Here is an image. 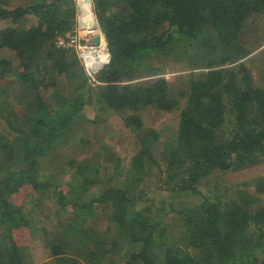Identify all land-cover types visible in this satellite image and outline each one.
<instances>
[{
    "label": "trees",
    "instance_id": "16d2710c",
    "mask_svg": "<svg viewBox=\"0 0 264 264\" xmlns=\"http://www.w3.org/2000/svg\"><path fill=\"white\" fill-rule=\"evenodd\" d=\"M11 1L0 0V264H36L14 237L24 226L48 251L40 264H264V35L250 65L238 38L264 25V0H92L109 53L100 85L66 48L74 0ZM154 57L188 65L181 88ZM146 108L175 113V130L144 128ZM107 110L126 114L135 152L124 170L116 152L89 157L81 136ZM152 169L159 201L147 196ZM244 172L254 198L229 199L219 177ZM25 186L55 200L58 231L8 205Z\"/></svg>",
    "mask_w": 264,
    "mask_h": 264
},
{
    "label": "rangeland",
    "instance_id": "374dc122",
    "mask_svg": "<svg viewBox=\"0 0 264 264\" xmlns=\"http://www.w3.org/2000/svg\"><path fill=\"white\" fill-rule=\"evenodd\" d=\"M80 1V0H78ZM78 1L77 2L78 5ZM82 1H88V0H82ZM12 5L15 4H26V0H12ZM33 2L32 0L28 1ZM78 8L75 12V24L73 27V33L71 36L75 37L78 36ZM27 25L31 23L30 19H26ZM262 29V30H261ZM264 32V25L259 24L256 28L255 25L248 23L246 27L243 28V36H238L239 41H242L245 45H250L249 49L251 51V55L249 58H246L243 60V63L245 65H250V62L254 59L253 57L256 55L255 53L258 51L256 48L258 47V43L255 41L257 40V37L260 36V34ZM262 35V36H263ZM81 36L84 37L83 34ZM256 36V37H255ZM83 37L80 38L81 43H86V40ZM261 43V42H260ZM253 47V48H252ZM258 49V48H257ZM8 55L7 52H0V57H6ZM160 58V57H157ZM154 65L155 70L158 71L159 76H162L164 80H167L166 82L172 85L173 87L181 88L182 85H184V77L189 73L190 69L187 64L185 63H177L175 62V58L170 59V57L165 59H155L154 57ZM251 67V66H250ZM255 72L258 75H264V64L261 66H257ZM135 78L138 77V75L135 73ZM136 82L139 81L138 78H136ZM256 79H261L260 77H257ZM141 81H145L146 79H140ZM4 85V84H3ZM11 86H17V85H11ZM11 90V88H10ZM10 92V91H9ZM6 104H3L1 107L2 110H6ZM5 112V111H3ZM84 113L86 117L90 120H95L97 116L95 115L94 110L91 107H86L84 109ZM126 114L123 113H115L113 111H105L102 112L100 116H98V119L100 118L101 122L99 123H93L85 129H82L81 136L83 139L87 140L92 144V152L90 151V156L93 158L94 156L98 158V161H101L103 163L111 161L114 159L116 154L118 153L120 156L121 161V168L122 170L126 169L129 163L130 157H132V154H134V146L132 144V140L130 138L131 133L130 131L124 126L122 121V116H125ZM140 118L143 123L144 128L147 129H153L157 132H166L167 134H170L173 132L176 128V114L175 113H165L160 112L156 110L155 108H146L142 110L140 113ZM3 123L0 119V129H3ZM106 149H103V148ZM101 148V150H99ZM89 153V152H88ZM48 163V162H47ZM67 164V163H66ZM65 166H63L61 169L58 168L55 170V175L58 179V176L60 172H64L63 170H67ZM49 165L48 164H42L40 167L41 172L48 171L49 172ZM43 170V171H42ZM152 178V185L149 188L150 191L147 193V196L150 199H155L156 201L160 200V197L163 199L166 198L167 195L163 196L162 194H158V190H153L156 177L155 175L158 174L157 170L152 169L151 171ZM245 174V175H243ZM67 175V174H66ZM69 177V176H67ZM164 177V176H163ZM247 177V178H246ZM221 181H223L222 186V192L226 194V196L230 199V195L234 194L232 196L233 200L241 198L242 200H250L254 198L250 194L245 193L244 191L248 188H244L243 183H247L248 176L247 172H244L241 174V176L236 175L233 176V174H224L219 177ZM217 178V180L219 179ZM121 177L119 178V180ZM155 179V180H154ZM63 181H68L66 179ZM117 182V179H115ZM149 182V183H151ZM64 187V188H63ZM204 187V186H203ZM66 185H61L60 189L65 190ZM118 188V187H116ZM68 189V188H67ZM145 190V189H144ZM153 190V191H152ZM7 196V203L8 205L18 208L19 211L25 212V214L28 212L27 218L30 219L33 217L34 220H37L36 214H34V209H37L41 214L39 217V220L41 221V226L44 227V229L49 233L52 234L55 231H58L59 228H57V222L55 219L56 212H57V204L55 200H50V196H43V195H37L33 192L32 188L30 186H25L19 189L17 192H14L12 194L6 195ZM262 198V197H261ZM260 199V198H258ZM263 200V199H260ZM168 199L166 200V203H168ZM160 204H158L159 206ZM22 209V210H21ZM28 210H31L32 212H29ZM32 213V215H30ZM100 222V219L98 223ZM96 229H100V227H94ZM30 230L28 227L24 226L20 230H17L15 233V238L17 241V244L19 246L24 247L25 249H28L27 253H29L28 257L31 260H34L36 264H40L43 261L47 259L48 251L46 250L45 245L40 247V245L37 246L36 239L34 236H31L29 234ZM176 236V235H175ZM51 264V262H49Z\"/></svg>",
    "mask_w": 264,
    "mask_h": 264
},
{
    "label": "bare ground",
    "instance_id": "6f19581e",
    "mask_svg": "<svg viewBox=\"0 0 264 264\" xmlns=\"http://www.w3.org/2000/svg\"><path fill=\"white\" fill-rule=\"evenodd\" d=\"M78 12H79L78 32H80V35L83 34L84 37L83 36L82 37L86 40V43H81L80 42L81 40L78 43L81 46L87 44L82 54L83 59H81V57L79 56L80 53L77 49V45L71 42L70 38L72 37L71 34L73 32L68 33L65 36L66 48L68 47V48H72L75 50L76 55L84 68L86 76H87V71H88L90 74H94L95 79H96L98 72L108 63L109 53L105 47V41H104L103 35L101 34V31L97 23V19L94 15L92 0L78 1ZM77 37L78 36H76V38ZM95 37H97L99 40L98 44H94L92 42V39ZM57 44L64 45V39L59 40ZM101 57H106V62L102 60ZM87 78L90 84L100 85V82H98L97 79H96L97 83L95 84L90 81L88 76Z\"/></svg>",
    "mask_w": 264,
    "mask_h": 264
},
{
    "label": "built area",
    "instance_id": "2783aa9c",
    "mask_svg": "<svg viewBox=\"0 0 264 264\" xmlns=\"http://www.w3.org/2000/svg\"><path fill=\"white\" fill-rule=\"evenodd\" d=\"M76 8H78V5H77V2H76ZM78 30H79V22H78ZM79 34V36L80 37H82L81 35H80V32H78ZM71 39V42H73V43H75L76 45H77V49H78V51H79V56L81 57V59H83V57H82V54H83V51H84V48L87 46V44H85V45H80L78 42L80 41V38H76V36L74 37H71L70 38ZM87 76L89 77V79H90V81L92 82V83H97V81H96V79H95V76H94V74H90L88 71H87Z\"/></svg>",
    "mask_w": 264,
    "mask_h": 264
},
{
    "label": "water",
    "instance_id": "95a60500",
    "mask_svg": "<svg viewBox=\"0 0 264 264\" xmlns=\"http://www.w3.org/2000/svg\"><path fill=\"white\" fill-rule=\"evenodd\" d=\"M92 42H93L94 44H98V43H99V40H98L97 37H95V38L92 39Z\"/></svg>",
    "mask_w": 264,
    "mask_h": 264
},
{
    "label": "clouds",
    "instance_id": "9594fccd",
    "mask_svg": "<svg viewBox=\"0 0 264 264\" xmlns=\"http://www.w3.org/2000/svg\"><path fill=\"white\" fill-rule=\"evenodd\" d=\"M75 2V0H74ZM75 8H76V2H75ZM77 9V8H76ZM102 60H104L106 62V57H101ZM90 66V65H89Z\"/></svg>",
    "mask_w": 264,
    "mask_h": 264
}]
</instances>
